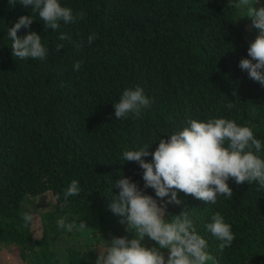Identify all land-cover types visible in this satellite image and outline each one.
I'll use <instances>...</instances> for the list:
<instances>
[{
  "label": "trees",
  "instance_id": "trees-1",
  "mask_svg": "<svg viewBox=\"0 0 264 264\" xmlns=\"http://www.w3.org/2000/svg\"><path fill=\"white\" fill-rule=\"evenodd\" d=\"M59 3L85 18L61 21L58 30L45 32L31 6L0 0V264H95L107 241L131 239L109 207L120 191L116 182L130 178L146 195L159 198L144 189L143 169L125 163L122 153L145 146L154 152L160 138L181 131L190 119L254 126L262 142L257 155L264 159V87L239 68L241 59H250L247 50L258 34L247 7H228L229 0ZM250 4L259 8L264 0ZM22 16L34 21L18 36L41 35L45 60L13 58L7 33ZM93 33L97 38L89 45ZM61 34L71 39L61 41ZM58 44L64 45L59 52ZM77 62L79 71L73 67ZM136 86L150 107L140 118L117 120L113 104ZM72 180L81 191L65 202ZM228 184L233 197L218 196L215 205L178 193L183 203L168 205L165 219L186 208L214 257L207 264H264V189L257 191L256 182ZM46 196L49 208H28ZM25 212L33 215L27 227ZM217 212L235 236L223 251L205 228ZM61 217L77 227L58 228ZM81 223L86 227L80 229ZM145 244L154 242L146 238Z\"/></svg>",
  "mask_w": 264,
  "mask_h": 264
},
{
  "label": "clouds",
  "instance_id": "clouds-1",
  "mask_svg": "<svg viewBox=\"0 0 264 264\" xmlns=\"http://www.w3.org/2000/svg\"><path fill=\"white\" fill-rule=\"evenodd\" d=\"M8 2L14 6L17 0ZM18 2L25 7L31 6L32 12L37 13L42 21L45 32L49 29L58 30L61 21L72 24L85 18L83 12L74 15L72 9L62 7L59 0ZM233 6L247 7L250 27L258 30L247 50L250 59H241L239 68L264 87V6H252L250 0H239L233 5L232 0H229L228 7ZM33 21L32 17L22 16L8 29L13 58L46 59L48 49L43 46L41 35L29 31L22 37L18 36V32L22 28H30ZM96 38L95 33L89 35L88 44L91 45ZM58 39L63 41L71 38L61 34ZM63 47V44H58L57 52ZM81 47L82 43L76 45L78 50ZM81 65L82 62L75 63L74 70L79 71ZM113 107L117 120L129 116L137 119L150 107V100L144 95L143 89L136 86L124 90L119 102L114 103ZM226 107L232 108L233 105L229 103ZM252 127L240 126L225 118H212L206 122L190 119L181 131L166 139L160 138L154 152H149L147 146L138 151H123L121 159L125 163H138L143 169L144 189L154 190L159 200L146 195L130 178L117 181L115 187L120 191L113 196L109 207L113 214L121 217L119 223L125 226V232L131 234L132 238L126 235L107 241L106 252L97 255L95 264H207L214 261V257L207 252V241L197 234L186 208L178 215L171 216L170 221L165 219V216H169L166 209L168 205L180 206L183 203L178 199V193L181 192L206 205H215L218 196L231 199L234 194L228 184L230 179L238 186L256 182L257 191L264 189V159L257 155L262 150V142L255 138ZM148 156L152 157L151 162L143 159ZM80 191L79 182L72 180L63 193L64 201L79 195ZM66 219L59 218L57 227L71 232L77 226L75 223H66ZM22 220L23 226L27 227L33 222V215L25 212ZM79 227L83 229L86 226L81 223ZM205 228L221 242V251L231 246L235 239L231 226L225 223L219 212L212 215L211 222ZM146 238L154 245L146 246Z\"/></svg>",
  "mask_w": 264,
  "mask_h": 264
},
{
  "label": "rangeland",
  "instance_id": "rangeland-1",
  "mask_svg": "<svg viewBox=\"0 0 264 264\" xmlns=\"http://www.w3.org/2000/svg\"><path fill=\"white\" fill-rule=\"evenodd\" d=\"M34 204H29L28 208L30 209H36V210H45L50 207V204L48 202H51L49 196L42 197V198H36L34 199Z\"/></svg>",
  "mask_w": 264,
  "mask_h": 264
}]
</instances>
